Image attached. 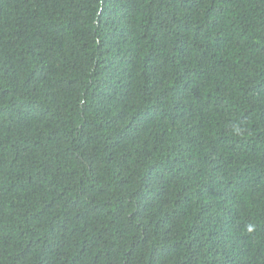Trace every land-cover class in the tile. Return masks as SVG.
<instances>
[{
    "label": "trees",
    "instance_id": "1",
    "mask_svg": "<svg viewBox=\"0 0 264 264\" xmlns=\"http://www.w3.org/2000/svg\"><path fill=\"white\" fill-rule=\"evenodd\" d=\"M0 264H264V0H0Z\"/></svg>",
    "mask_w": 264,
    "mask_h": 264
},
{
    "label": "clouds",
    "instance_id": "2",
    "mask_svg": "<svg viewBox=\"0 0 264 264\" xmlns=\"http://www.w3.org/2000/svg\"><path fill=\"white\" fill-rule=\"evenodd\" d=\"M248 230L251 231L252 230V226H249V229Z\"/></svg>",
    "mask_w": 264,
    "mask_h": 264
}]
</instances>
